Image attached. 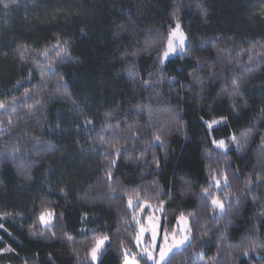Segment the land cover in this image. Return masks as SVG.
Returning a JSON list of instances; mask_svg holds the SVG:
<instances>
[{
  "label": "trees",
  "instance_id": "1",
  "mask_svg": "<svg viewBox=\"0 0 264 264\" xmlns=\"http://www.w3.org/2000/svg\"><path fill=\"white\" fill-rule=\"evenodd\" d=\"M262 6L264 0L0 2V100L8 103L6 109L0 110V118L6 123L12 116L17 124L16 128L0 133L3 154L0 155V216L11 214L0 219L8 229V232L0 229V249L7 246L15 249L0 253V264H76L73 249L84 256L87 245L83 242L91 239V230L108 232L111 236V243L101 257L102 264H122L121 240L135 252L136 226L120 225L117 231L121 216L131 219L127 199L122 192L115 199L109 198L107 160L102 157L107 150L115 159V152L108 145L98 143L104 114L108 111L113 113L110 127L102 134L113 143L118 140L127 149L112 168L113 186L143 193L157 181L161 188L159 198L166 201L161 229L171 230L180 212L195 213L192 218L195 248L189 247L173 257L172 264H185V258L186 264L192 260L210 261L217 254V236L225 229L227 243L233 246L247 244L245 236L249 233H253L252 239L264 242V223L256 219L264 204V184L252 188V194L259 195L261 201L252 203L249 194L238 213L234 208L220 219H211L212 213L207 210L210 202L200 199L201 187L208 186L210 169L220 165L227 168L231 185L230 189L216 192L221 198L228 192L239 195L249 175L253 181L257 173L264 175L257 163V147L260 135L264 134V117H261L264 55L249 61L248 53L242 51L252 43L264 42V17L259 11ZM177 9L181 26L189 37L191 54L183 58L177 54L167 60L163 81L145 86L142 80L149 79V72L153 73V80L159 79L156 56L160 48L141 51L135 57L130 53L144 48L146 40L167 37L169 25L175 26L171 14ZM57 37L69 41L70 58L57 63L56 74L46 75L43 86H39L41 69L33 63V58H42L33 50L54 45ZM212 41L228 52L218 54ZM23 47L29 49L25 52L26 62L21 61L18 52ZM50 58L55 59V51ZM197 58L201 65H197ZM47 63L45 60L44 64ZM209 64L219 74L216 78H209ZM130 69L138 74L134 79L129 75ZM189 73L201 77L203 84H197ZM57 74L63 75V81ZM233 76L242 80V95L232 98L236 111L226 94L218 96L222 88H231ZM170 77L175 78L171 83ZM18 80L20 84L16 83ZM58 84L63 85L59 90ZM25 88L33 89L28 105L41 101L31 116L25 115L27 108L19 100L15 106L12 104L14 96L23 99ZM138 104L152 106L151 120L146 110L137 109ZM164 109L177 112L185 127L178 130ZM220 116L229 118L226 125H217L209 135L201 117L211 120ZM86 119L93 123L85 126ZM133 122L139 139H125L127 126ZM250 126H254V132L248 146L237 152L230 145L232 150L225 161L220 151L214 149L212 138L227 140ZM156 128L164 129L163 147L159 143L151 146L146 143ZM14 146L20 147L19 153H13ZM206 149L210 150L207 154ZM141 151L142 161L126 159ZM153 155L160 162L159 168L151 163ZM182 177L190 182V191L184 196L180 195L185 187ZM60 188H64L66 196L60 193ZM169 188L173 191L171 199ZM211 191L215 193L214 186ZM149 196L152 203L158 204L154 191H149ZM44 200L50 202L49 207L57 214L55 240L29 234V226L36 220ZM148 212L143 215L147 216ZM84 213L87 220L82 223ZM205 222L211 238L204 237L202 244L200 225ZM64 233L71 235L75 243L70 245ZM194 251L204 253L203 257L193 256ZM228 252V248L221 250L220 264H232ZM233 255H239L236 264H264L259 259L264 256V250L252 253L250 258L236 252ZM143 261L151 264L146 259Z\"/></svg>",
  "mask_w": 264,
  "mask_h": 264
},
{
  "label": "snow or ice",
  "instance_id": "2",
  "mask_svg": "<svg viewBox=\"0 0 264 264\" xmlns=\"http://www.w3.org/2000/svg\"><path fill=\"white\" fill-rule=\"evenodd\" d=\"M0 2H3V0H0ZM5 7H8L7 4L4 5ZM260 15L264 17V6L260 8ZM172 20L175 22V26L169 25V30L167 37L161 36L160 40H152V41H145V47L142 49H135L133 50L130 55L133 57L137 56L139 52L141 51H148L151 48L159 47L160 51L157 53L156 56V63L159 65L157 68V72L159 73V79L153 80V73L149 72L148 76L149 79L142 80V83L145 86H150L153 83H160L165 78V74L163 72V67L165 65V62L169 60L170 57H173L177 54L180 55L181 58L185 56H189L191 54V45L189 42V37L183 30L181 26V22L178 18V9L174 10L171 14ZM213 47L217 48L218 54H224L228 52L227 49L219 48L215 41H212ZM69 41L67 40H61L60 37H57L56 43L54 45H49L44 47L40 50H33L37 52V55L41 57L42 59H35L33 58V63L41 69L40 72V80L41 84L39 86H43V83L45 82V77L48 74H56L55 73V65L59 62H62L66 57L70 58V52H69ZM29 49L27 47H23L22 49L18 48V52L20 55L21 61H25V52H27ZM55 51V59H51V52ZM242 51H246L249 55V61H252L257 55H264V42H258V43H252L251 46ZM239 55V54H238ZM47 60L48 63L45 65L44 61ZM231 58H229V63H231ZM197 65H201L200 58H197L196 61ZM209 78H216L219 74L215 72L214 65L209 64ZM59 75V80L63 81L64 77L63 75ZM129 75L131 78H135L138 74L130 69ZM190 76H192L193 80L197 84H203V79L197 75H194L193 73H189ZM29 76H31V72H29ZM174 77L169 78V83L174 80ZM241 77L233 76L231 79V88L224 87L221 89L220 93H218V96L221 94H226L229 98V100L232 101V109L233 111H236L237 105L235 101L232 99L236 96H241L240 87H241ZM17 84H20L21 82L18 80L16 82ZM37 86H34V88ZM60 87H63V85L58 84V90ZM203 91V88H201V92ZM153 92L155 95H159V93L153 89ZM33 94V89L25 88L24 92L22 94L23 99L18 97H12V104L15 106L17 101L19 100L21 103H23L27 111L25 115L31 116L34 114V110H36V105H40L41 101L36 100L35 104L28 105L27 99L30 98V96ZM65 95H68L67 92L64 93ZM197 96L200 97V93H197ZM70 98V97H69ZM73 104L76 102L73 100ZM8 107V103L0 100V110L6 109ZM137 109L139 111H147L149 114V119L151 120L153 117V108L150 104H138L136 105ZM166 111L171 119V122L176 123L178 125V130H182L185 127L184 121L178 119V113L173 111L172 109H164ZM13 114H15V107H13ZM112 112L108 111L105 115V121L101 129V133L98 134V143L100 145H108L116 155V158H111L110 154L107 153L102 157V159L107 160V173H106V179L109 181V198L115 199L116 194L122 192L123 197H126L127 199V210L131 211V219H127L124 216H121L120 219L117 221L118 228L117 231H119L120 225H126L131 226L134 224L136 226V232L133 236V240L135 241L137 249H139L138 252H131L130 249L126 248L124 246L123 240L120 241L119 247L123 253V261L122 264H146V262L143 261V258L146 257L147 262H151V264H172L173 257L176 255L186 251L189 247L195 248V245L193 244V232L194 227L192 224V218L195 217L194 212H189L187 215L184 212H180L179 215L176 216V224L171 226V230L169 231L168 227H164L163 230V238L162 240H158V236L160 235V229L162 227L161 225V218L163 216V213L165 212V204L166 201L163 199H160V193L161 188L157 181H153V187L149 189H145L143 193L140 190H134L132 192H129L128 190H122L118 189L117 187H114L112 184L113 176H112V168H114L117 165L118 158L127 152V149L119 144V141H115L114 143L109 137L104 136L102 133L109 129V119L112 116ZM261 117H264V107L261 108ZM17 119H22L20 117H17ZM227 116H220L218 119L213 118L211 120H204L203 117H201V120L204 125H206L207 129L209 130V135L215 130L214 126L216 125H226V122L228 121ZM85 126L92 124L93 121L91 119L85 120ZM17 124L16 121L13 120L12 116H9L7 122L0 118V133H3L5 131H10L11 129L16 128ZM59 127V125H57ZM115 127H119V125H116ZM138 128L136 126V123L133 122L132 124H129L127 126V133L128 135L125 137V139H132V140H138L139 136L137 135ZM163 128H156L153 131L151 140L147 141V145L151 146L156 143H159L161 147L164 146V139H163ZM254 132V126H250L248 128H245L239 132L237 135L236 133H233L231 136L227 137V140L225 139H216L212 138L211 143L214 146V149H219L221 155L224 157V160H227V153L231 151L230 145L235 146V150L237 152L243 151L249 144L250 139L253 136ZM34 140L39 142L38 138L33 137ZM135 150V149H133ZM146 150V149H145ZM13 153H19L20 147H13L12 149ZM210 150L206 149V154ZM257 163L261 166V169L264 170V134L260 135V142L257 147ZM0 155H3L0 153ZM126 159L128 160H135V161H142L144 159V152L141 151L139 155L133 157L131 155L127 156ZM151 163H154L156 168L160 167V162L158 159H156L155 155H153V160ZM228 170L223 165L218 166L215 169H210V175H209V183L207 187H201V193L200 196L201 200H206L210 202V206L207 207V210L212 213L211 219H220L222 218L226 213H231L233 209L235 208L236 212H239L240 206L242 203H247L248 201V195H251V201L252 203H257L261 201V197L256 194H252V188L253 187H259L260 185L264 184V175L257 173L256 180L253 181L251 176L249 175L244 180V187L241 190L240 194L237 195L233 192L225 193V195L221 198L219 195L213 193L211 189L213 186L217 190H221L222 188H229L231 187L229 182V176H228ZM184 180V178H181ZM185 187L181 188L180 195L184 196L187 195L190 191V182L187 180H184ZM91 187V186H89ZM51 191V189H49ZM149 191H154L156 193V199L158 200V204L152 203V197L149 196ZM60 193L62 195L66 196V192L64 188H60ZM173 196V191L171 188H169L168 197L171 199ZM234 199V202H233ZM50 202L49 201H42L41 203V210L39 211L36 220H34L33 224L29 226V234L32 237H42L47 239L55 240L57 238V233L54 230L56 228V218L57 214L54 210H52L49 207ZM148 210L150 212L149 215L144 216L143 213ZM3 216L7 217L11 214L4 213ZM17 216L21 215L20 213L16 214ZM60 217H63V213L60 214ZM166 219V217H163ZM256 219H259L261 223H264V204H262V208L259 211L258 215L256 216ZM87 220V213H84L81 217V222L84 223ZM231 223V221H229ZM253 228L255 229L256 226L254 225ZM0 229H4L5 232H8L7 228H4V225L0 223ZM82 231H85L82 229ZM92 235L91 239L87 240L83 243L87 245V247L84 250V256L81 257L79 252L76 249H73V251L76 253V264H102L101 257L104 254L107 246L111 243V236L108 232H97L95 230H91ZM150 234L151 236V242L150 244L145 245L144 240L146 238V235ZM200 234H201V243H205L204 237L211 238V230L207 228L206 222L201 223L200 225ZM11 235V233H9ZM66 238L67 242L71 245L75 243L74 238L69 235L68 233L63 234ZM253 233H249L245 236V240H248L249 242L247 244L243 245H231L227 243V235H226V229L224 232H219L217 236V254L213 257H211L210 261H203L201 260H192L191 264H220L219 262V256L221 253V250L223 248H228V257L229 260L232 262V264H236V260L239 259V255L234 256L233 252L242 254L244 257H251L252 253H258L259 250H264V242L257 241L255 239H252ZM2 240V238H0ZM4 251H15V249L11 248L10 246H7L6 248L0 249V253ZM131 252V254H130ZM193 256H199L203 257L204 253L202 252H193ZM51 256H49V260L51 261ZM259 259L264 260V256L259 257ZM187 262V258H185V264Z\"/></svg>",
  "mask_w": 264,
  "mask_h": 264
},
{
  "label": "rangeland",
  "instance_id": "3",
  "mask_svg": "<svg viewBox=\"0 0 264 264\" xmlns=\"http://www.w3.org/2000/svg\"><path fill=\"white\" fill-rule=\"evenodd\" d=\"M174 27V26H173ZM174 57V56H173ZM173 57H170L169 59H171V58H173ZM217 126V125H216ZM216 126H214V127H216ZM216 150H219V149H216ZM220 151V150H219ZM216 192H217V190L215 189V194H216ZM219 192V191H218ZM150 214V212H148V214L147 215H149ZM4 218H6L5 216H0V219H4ZM175 224H176V222H175ZM163 230L164 229H160V235L158 236V240H162V238H163ZM170 231V230H169ZM150 242H151V236H150V234H148V235H146V238H145V240H144V244L145 245H147V244H150ZM134 246H135V252H138L139 251V249H137V247H136V244H134ZM143 259H146V257L145 258H143ZM151 263V262H150Z\"/></svg>",
  "mask_w": 264,
  "mask_h": 264
}]
</instances>
